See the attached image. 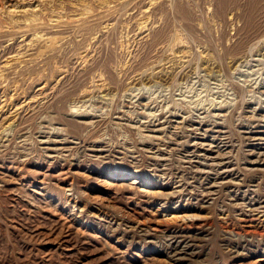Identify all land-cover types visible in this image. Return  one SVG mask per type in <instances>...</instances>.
<instances>
[{"label": "rangeland", "instance_id": "374dc122", "mask_svg": "<svg viewBox=\"0 0 264 264\" xmlns=\"http://www.w3.org/2000/svg\"><path fill=\"white\" fill-rule=\"evenodd\" d=\"M0 264H264V0H0Z\"/></svg>", "mask_w": 264, "mask_h": 264}, {"label": "bare ground", "instance_id": "6f19581e", "mask_svg": "<svg viewBox=\"0 0 264 264\" xmlns=\"http://www.w3.org/2000/svg\"><path fill=\"white\" fill-rule=\"evenodd\" d=\"M175 240V239H174ZM176 245H177V243H176ZM176 252H180L181 253V250H177V247L176 246H174V247H172ZM176 252H175V254H176ZM179 254V253H178Z\"/></svg>", "mask_w": 264, "mask_h": 264}]
</instances>
